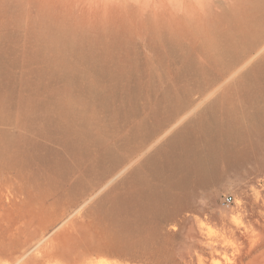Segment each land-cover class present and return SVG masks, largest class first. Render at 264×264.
<instances>
[{"label":"rangeland","instance_id":"rangeland-1","mask_svg":"<svg viewBox=\"0 0 264 264\" xmlns=\"http://www.w3.org/2000/svg\"><path fill=\"white\" fill-rule=\"evenodd\" d=\"M256 184L264 0H0V264H264Z\"/></svg>","mask_w":264,"mask_h":264},{"label":"bare ground","instance_id":"bare-ground-1","mask_svg":"<svg viewBox=\"0 0 264 264\" xmlns=\"http://www.w3.org/2000/svg\"><path fill=\"white\" fill-rule=\"evenodd\" d=\"M185 124L186 123H183L180 126L176 127V129L166 138L165 141H172L173 139H175V137L181 135L182 132H184L183 129L186 127ZM251 205L252 206H249V203H246V202L241 203V198L239 196H236L235 207L240 206L241 216L238 217L236 220L228 221L229 216H231V214L233 213V208L230 207L229 209L222 210L220 212V214H221L220 223L222 224V228L224 229V231L234 235L238 239H241L242 240L241 242L249 244L248 250H251V249L256 248L257 246H260V241H259V239L255 238L254 234H255V231L258 230L260 227L264 228V194H263V191L257 186V184L254 186V199L251 202ZM257 209H259V210H257ZM0 211H2V210H0ZM4 211H5V209H4ZM1 217H2V215H1ZM200 234H201V232H200ZM204 236H207V234ZM206 238H208V237H206ZM240 245H241V243H240ZM68 249H69V247H68ZM48 250H46V251H48ZM69 250H71V249H69ZM88 251H85V253L82 255V257H80L81 261L87 262V261L92 260L93 255ZM50 254H48V255H50ZM10 260H12V259H10Z\"/></svg>","mask_w":264,"mask_h":264},{"label":"built area","instance_id":"built-area-1","mask_svg":"<svg viewBox=\"0 0 264 264\" xmlns=\"http://www.w3.org/2000/svg\"><path fill=\"white\" fill-rule=\"evenodd\" d=\"M234 196L231 193H226L221 197V205L224 207L229 206L230 204H232L234 202Z\"/></svg>","mask_w":264,"mask_h":264}]
</instances>
